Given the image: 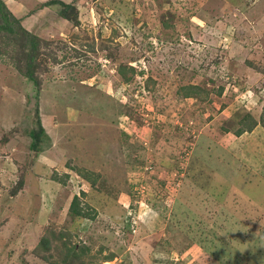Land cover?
Here are the masks:
<instances>
[{"label":"rangeland","instance_id":"374dc122","mask_svg":"<svg viewBox=\"0 0 264 264\" xmlns=\"http://www.w3.org/2000/svg\"><path fill=\"white\" fill-rule=\"evenodd\" d=\"M47 1L2 0L0 264H264V0Z\"/></svg>","mask_w":264,"mask_h":264},{"label":"trees","instance_id":"16d2710c","mask_svg":"<svg viewBox=\"0 0 264 264\" xmlns=\"http://www.w3.org/2000/svg\"><path fill=\"white\" fill-rule=\"evenodd\" d=\"M44 6H53V5H62L63 9L59 10V15L64 18L70 20L71 18L69 12L72 11V6L63 4V2L59 0H49L43 4ZM0 34L1 36L6 37L9 43H13L16 47H19L20 52L18 55V63L15 65L16 70L18 73L23 76L25 79L32 82V84L36 88V99L38 100V92L40 90V79L37 77V70L40 67V63L38 61L40 52V44L43 41L38 36L30 33L23 26L20 25L18 19H16L13 14L7 9L5 4L0 0ZM124 67V66H123ZM124 68H120V73L126 77L125 72L123 71ZM133 72V69H131ZM189 97V96H186ZM38 107L36 109V128L31 130L28 133V136L31 140L30 142V150L33 152L38 153L40 150V143L42 138L47 137L44 128L42 127L41 120L38 114ZM246 130H239L236 132V136L241 135ZM69 211L74 216H82L84 218L87 217L85 211L79 206V199L78 196H74L70 206ZM40 244L43 248H48V242L46 238H41ZM39 244V245H40ZM68 255V253H67ZM71 256L74 255L71 253Z\"/></svg>","mask_w":264,"mask_h":264}]
</instances>
